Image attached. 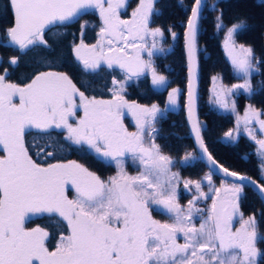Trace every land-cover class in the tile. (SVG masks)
Here are the masks:
<instances>
[{"label":"snow or ice","instance_id":"1","mask_svg":"<svg viewBox=\"0 0 264 264\" xmlns=\"http://www.w3.org/2000/svg\"><path fill=\"white\" fill-rule=\"evenodd\" d=\"M125 2L8 0L14 23L5 30L6 36L21 51L32 46L47 47L43 34L49 26L73 23L89 9L95 8L99 10L103 26L97 44L88 49L93 59H85L81 55V50L86 47L83 42L73 45V52L83 63L84 70L95 71L102 62L107 63L109 68L118 65L120 69L137 76L147 69L151 71L152 85L163 87L166 78L157 74L150 61H144L139 56L143 46L133 45L135 56L115 54L116 50L124 51L119 48L118 41L124 40L125 46L128 44L125 32L133 40L143 41L147 36L153 37L152 48L147 49L149 57L156 48L155 38L163 36L161 28H149L150 17L155 13L154 0H140L132 12V19L121 20L120 9L125 7ZM203 6L204 0H195L185 32L190 121L195 111L194 57ZM216 20V27L220 28L222 13ZM243 24L240 21L228 28L226 44ZM86 27V23L81 25V31ZM172 35L175 38L176 33ZM105 41L111 56L105 52ZM233 51H236L235 47ZM254 60L253 49L244 45H240L237 54L232 57L234 68L245 77L254 69ZM10 64L17 65L18 59L11 58ZM112 85L113 100H89L62 72H40L23 87L6 83L5 76L0 75V151L4 153L0 156V264H34L36 261L39 264H257V257L261 255L257 242L261 238L255 217L243 220L235 232L231 222L233 215L239 212L237 201L244 182L256 186L261 196H264V187L227 168L221 169L226 177H235L241 183L233 182L231 186L223 187L222 190L230 198L218 205V195L213 200L207 220L197 228L191 221L193 213L199 212L195 208L198 198L190 200L186 210L175 203L173 180L178 179V174L169 172L172 158L162 154L155 143L144 146L145 133L152 139L158 134L154 121L161 110L156 104L150 107L134 102L129 104L121 95L123 82L113 78ZM233 89L252 92L247 79L242 84L233 85ZM77 94L84 117L73 124L69 118L75 115L77 105L74 96ZM177 94L178 89L169 92V104L175 105ZM15 96L19 97V104L13 103ZM221 106L227 108L228 104L221 102ZM124 108L136 118L137 131L134 133H129L120 123L117 113ZM250 113L256 116L260 131L264 132V120L259 119L260 113L251 106L245 112V124L251 123ZM33 129L42 135H50L55 129L63 130L66 132L65 140L74 145H87L100 156L116 160L121 171L105 181L75 161L41 167L25 147V135ZM192 131L203 154L215 166L216 161L208 154L200 135V125L193 122ZM247 131L252 139H256L253 130ZM225 136L232 137V133H225ZM257 143L264 155V139L257 140ZM126 154L140 160L143 165L140 175L123 173L122 161L117 157ZM193 158V154L188 153L184 161ZM261 173L264 175V161ZM205 178L211 183L212 172ZM69 182L76 192L72 200L64 194L63 186ZM189 185H194L200 196L205 195L200 191L199 181L186 180L184 187L187 189ZM220 191L216 189L217 194ZM152 205L171 214L174 222L162 224L154 220L150 212ZM44 213L57 215L67 226L66 234L61 233L53 251L46 247L48 231L41 227L24 228L30 215ZM177 233H183V244L177 243Z\"/></svg>","mask_w":264,"mask_h":264},{"label":"trees","instance_id":"2","mask_svg":"<svg viewBox=\"0 0 264 264\" xmlns=\"http://www.w3.org/2000/svg\"><path fill=\"white\" fill-rule=\"evenodd\" d=\"M193 1L157 0L154 3L155 13L150 18L149 27L161 28L165 46H171L169 53L158 60V72L166 78V89H155L150 77L145 75L128 83L124 91V98L128 102L141 106L156 104L162 109L167 105L170 89L178 88L181 91V108L177 112H167L166 117L158 124L155 144L159 146L162 154L172 158L175 163L173 169L178 175L188 180H198L208 173L198 159L191 165L180 164L186 154H195L191 141L186 138L188 131L183 114L186 79L182 43L184 26ZM221 13L220 23L223 30L217 33L216 17ZM240 21L244 24L233 34L234 41L238 45L251 47L258 62V74L251 79L253 91L250 97L243 98V101L264 113V3L261 0H207L199 20L196 39L199 64L198 117L201 128H204L202 138L211 156L228 170L251 177L264 186L259 178L254 144L243 136L231 143L222 142L221 137L233 127V118L216 113L207 104L212 77L220 76L226 85H232L236 81L225 58L222 43L224 30ZM85 23L87 27L82 32L81 25ZM12 24L8 0H0V75L5 76L7 83L23 87L40 72H62L69 76L87 99L108 101L113 97V92L110 91L113 78L122 82L125 79L119 70L105 66H100L95 71H85L75 58L73 45L83 42L91 46L97 41L101 23L92 11L81 15L73 23L50 26L43 34L47 47L32 46L24 51L14 48L6 36L5 30ZM172 33H176L173 40ZM13 57L18 59V64L14 66L10 64ZM243 104L242 101L239 103V109ZM124 122L127 129L131 130L132 126L127 120ZM65 135V131L58 129L52 130L50 135L31 130L25 135V147L31 158L41 167L75 161L102 180L107 181L115 175L113 165L97 158L87 147L65 140ZM49 152L52 153L51 156L47 155ZM212 178L215 182L221 181L213 176ZM239 211L244 217L254 216L256 219L257 231L261 236L258 246L262 252L258 264H264V206L250 189L243 187ZM153 217L165 219L156 213H153ZM37 227L49 232L46 247L50 251L55 250L61 233L66 234L67 231L66 223L55 215H40L25 221L26 230Z\"/></svg>","mask_w":264,"mask_h":264},{"label":"rangeland","instance_id":"3","mask_svg":"<svg viewBox=\"0 0 264 264\" xmlns=\"http://www.w3.org/2000/svg\"><path fill=\"white\" fill-rule=\"evenodd\" d=\"M156 1L157 0H154V3ZM139 2H140V0H126L125 7L120 9V19L121 20H131L132 19V12L139 5ZM105 7H107L106 2H105ZM92 12L99 17L100 23H101L100 28H101L103 26V24H102V21L100 18L99 10L93 9ZM100 28H99V32H98L97 41L99 39ZM222 30H223L222 26L220 28L216 27L217 33H220V31H222ZM124 35L127 38L128 44H127V46H125L124 40L118 41L117 43L119 45V48H123L124 51L121 52L119 50H116L115 54L117 56H135L136 51H135V48L133 47V45H135V47L143 46L141 48V51L139 52L140 58L144 61H150L152 64V67L156 70L157 74L160 75V73L158 72V65L160 63H158V60L162 59L171 50V46L170 47H168L167 45L165 46L164 37L161 36V37L155 38L156 48L153 49V55L151 57H149L147 49L152 48L153 37L147 36L145 40L141 41L139 39L133 40L131 38V36L128 35L127 32H125ZM226 37H227V30H224L222 49H223V52H224V55H225L227 62L230 64V66L232 68V72L236 78V81L232 85H226L222 82L220 76H214V77H216L215 81L213 80V77H212L211 83H210V88H209V93H208V98H207V104L210 107V109L215 111L216 113L222 114V115H230L233 118V121H234L233 127L231 128V130L226 132V133L231 132L232 137H226L224 134L221 137L222 142L231 143V142H234L238 137L243 136V137L247 138L248 140H250V142H252L254 144V146H255L254 152H255L256 159L258 161L259 178L261 179V181L264 184V175H262V173H261V163H262V161H264V155H262L260 146L257 143V140L264 139V132L260 131V126L257 123V118L255 115H253L251 113H250L251 123H248L247 125L245 124V112L249 111V106H251L252 109H254L256 112L260 113V115H259L260 120H264V113L257 110L254 106L250 105L249 103L243 101V98L250 97L252 92L247 93L243 89H233V85L242 84L245 82V79H247L250 82V84L252 86V91H253V84H252L251 79L253 76L258 74V62L255 58V60L253 62L255 67L250 72L249 76L245 77L243 73L238 72L233 66L232 57L237 54L240 45L235 43L233 37H232V40L228 41L226 44ZM171 39L172 40L174 39L173 36ZM97 41L95 44H97ZM174 42L175 41H173V43ZM80 44L81 43H79V45ZM85 46L86 47L81 50V55L84 56L85 59H93V57L88 52V49L91 48L93 45H91V46L85 45ZM108 47H109V45L107 44V41H105V52L107 55L111 56L112 53L107 52ZM113 47H115V45ZM234 47L236 49L235 52L233 51ZM160 49H163V51H160ZM74 55H75V53H74ZM75 58H76V55H75ZM76 60H77V58H76ZM77 61L83 67V63L79 60H77ZM101 66H105V67L109 68L107 66V63H104V62L101 63ZM113 68L119 70L125 76V79L123 81L124 87H123V91L121 93L123 98H124L125 86L128 83H130L131 81H134L135 79L140 78V77L145 76V75H148L152 81V75H151L150 70L146 69L142 74L137 76V75H132L131 73H128V72L120 69L118 65H114ZM165 68H167V66H165ZM89 71H92V70H89ZM126 77H130V78L126 79ZM154 88L157 90H163V89H166V84L163 87H154ZM173 89H178V88H173ZM173 89H170L168 91V94ZM229 90H231V91H229ZM180 95H181V91L178 89V94L176 96L175 105H171L167 101V105L165 108H163V109L159 108L161 110V112L158 114L157 119L154 121V127L156 129L158 128V124L166 117L167 112H177L181 108ZM113 99H114V96L112 97L111 100H113ZM89 100H91V99H89ZM111 100H108V101H111ZM124 100H126V99L124 98ZM239 100H241L242 103H244L241 109H239V107H238L239 103L241 102ZM74 101H75V104L77 105V107L74 110L75 115L69 118V121L73 124H75L78 120H80L84 117V109L81 106V100H80V97L78 94L74 96ZM19 102L20 101H19L18 96L13 97V103L19 104ZM221 102H226L228 104V107L227 108L222 107ZM128 103L132 104L131 102H128ZM233 104L235 105L234 110H233ZM146 107H150V106H146ZM117 115H118L120 123L122 124L124 129H126L129 133H134L137 131L136 118L132 115L131 112L128 111L127 108L122 109L120 113H117ZM125 120H127V122L132 126L131 130L127 129L125 122H124ZM247 129H251L254 131L256 139H252L248 135ZM33 130H35V129H33ZM58 130H60V129H58ZM152 143H155V138L154 139L149 138L148 135L145 133L144 146L149 147ZM84 146L88 148L87 145H84ZM89 151L91 153H93L97 158H99L102 161L109 163L115 167L116 173L113 176H117L118 173H120L121 168L117 166L116 160H113L111 158H104V157L100 156L99 154H97L92 149H89ZM3 155H4V153L2 151H0V156H3ZM184 157L180 162V164L183 166L191 165V164L195 163L198 159L195 154H193L194 158L189 160V161H184ZM117 159L122 161L123 173L127 174L128 176L140 175L141 171L143 170V165L140 163V160L138 158L134 159L131 154H126L124 157H117ZM174 165H175V163L173 161L172 165L169 166L170 174L171 173L178 174L177 171H175L173 169ZM208 174L209 173H206L203 177H201L198 180H190V181H199L200 182V184H201L200 191L205 193L204 196H200V192H198L196 190L194 185H189V188H187V189L184 187V182L188 179H182L178 175V179L173 180V184L175 186V191H176L175 203H177L181 208H184L186 210L188 207V202L190 200H192L194 197L198 198V199H196V202H195V208L199 209V212L193 213V218L191 221V223L194 224L197 228H199L201 223H203L204 221L207 220L208 216L210 215V210H211L212 205H213V200L217 199L218 195H219L218 205L220 202L226 201L227 199L230 198V196L226 195L222 189L224 186H231L232 184L224 182V181L215 182L213 180V178L211 180V183H209L208 180L205 178ZM63 187H64V194L67 196V198L69 200L75 199L76 192H75V189L72 186V184L69 182V183H66ZM218 188L221 189L219 194H217V192H216V189H218ZM241 197H242V193L240 194L239 199L237 201L238 205L241 201ZM229 211H230V209H229ZM150 212H151L152 218L154 220L159 221L162 224L163 223H169L170 224V223L174 222L173 216L171 214H167L166 211H162L161 208L157 205H152L150 208ZM153 213L160 214L162 216V218L165 217V219L159 220V219L153 217ZM40 215H54V214H47V213L35 214V215H30L29 219H31L33 217L40 216ZM55 216H57V215H55ZM247 219H249V218L244 217L240 211L237 212L236 214H234L233 218H232V222H231L232 231L235 232L236 229L241 227L242 221L247 220ZM27 220L28 219H26V221ZM258 236L261 238L259 232H258ZM259 241L260 240H258V242H257V247L260 250V248L258 246ZM184 242H185V240H184L183 233H177V243L183 244ZM260 252H261V250H260ZM261 255H262V252H261ZM261 255L257 257V264L261 258ZM34 264H39V262L36 261V262H34Z\"/></svg>","mask_w":264,"mask_h":264},{"label":"water","instance_id":"4","mask_svg":"<svg viewBox=\"0 0 264 264\" xmlns=\"http://www.w3.org/2000/svg\"><path fill=\"white\" fill-rule=\"evenodd\" d=\"M263 3H264V0H261ZM195 0L193 1V4H194ZM207 0H204V6L206 4ZM192 4V6H193ZM203 6V7H204ZM192 8V7H191ZM94 9V8H93ZM9 10H10V13H11V16L13 18V23H14V16H13V13H12V10L9 6ZM89 10H92V9H89ZM88 10V11H89ZM203 10V8H202ZM191 15V9H190V12H189V16ZM188 16V17H189ZM188 20V18H187ZM199 24V22H198ZM53 26V25H51ZM50 27V26H49ZM48 27V28H49ZM187 30V21H186V24L184 26V30H183V36H182V43H183V55H184V61H185V79H186V83H185V89H184V95H183V114H184V120H185V123H186V126H187V131H188V135L186 136V138L188 140L191 141V144L193 146V149H194V152L196 154V156L198 157V161L205 166V168L207 169L208 173H210V171L212 172V176L221 180V181H224V182H227V183H241L239 180H237L235 177H226L224 172L221 170L225 167H223L222 165H220L213 157V159L216 161V165H212L208 159H207V155L203 154L202 150L200 149L198 143H197V140H196V136H195V133L192 131V123L193 122H196L200 125L201 127V124H200V121H199V117H198V99H199V64H198V57H197V44H196V52H195V57H194V67H195V111H194V116H193V120L190 121L189 120V116H188V82H189V62H188V53H187V49H186V44H185V32ZM197 33H198V29H197ZM8 38V37H7ZM10 38H8L9 40ZM196 39H197V35H196ZM11 44V43H10ZM12 45V44H11ZM14 48H17V46H14L12 45ZM263 48H264V34H263ZM202 129H204L203 127L201 128V132H200V135L202 137ZM203 139V138H202ZM205 144V143H204ZM208 154L209 151H208ZM211 155V154H210ZM230 171V170H229ZM233 172V171H231ZM241 175V174H239ZM241 176H245V175H241ZM245 177H248V176H245ZM250 180L252 181H255L256 182V185H260L262 187H264L262 184H260L258 181L252 179L251 177H248ZM244 187L245 188H248L250 189L257 197L258 199L260 200V202L262 203V205L264 206V196H261L260 192L258 191L257 187L252 185L251 183H249L248 181H245L244 182Z\"/></svg>","mask_w":264,"mask_h":264}]
</instances>
